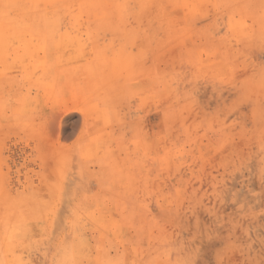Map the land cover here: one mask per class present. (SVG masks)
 I'll list each match as a JSON object with an SVG mask.
<instances>
[{"label": "rangeland", "instance_id": "rangeland-1", "mask_svg": "<svg viewBox=\"0 0 264 264\" xmlns=\"http://www.w3.org/2000/svg\"><path fill=\"white\" fill-rule=\"evenodd\" d=\"M0 264H264V0H0Z\"/></svg>", "mask_w": 264, "mask_h": 264}]
</instances>
